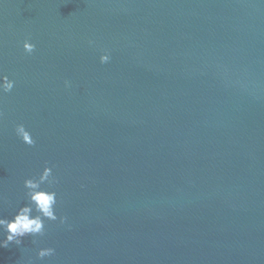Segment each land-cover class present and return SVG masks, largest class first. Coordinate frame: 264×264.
<instances>
[{
    "label": "water",
    "instance_id": "obj_1",
    "mask_svg": "<svg viewBox=\"0 0 264 264\" xmlns=\"http://www.w3.org/2000/svg\"><path fill=\"white\" fill-rule=\"evenodd\" d=\"M0 72V216L67 217L0 264H264V0H0Z\"/></svg>",
    "mask_w": 264,
    "mask_h": 264
},
{
    "label": "clouds",
    "instance_id": "obj_2",
    "mask_svg": "<svg viewBox=\"0 0 264 264\" xmlns=\"http://www.w3.org/2000/svg\"><path fill=\"white\" fill-rule=\"evenodd\" d=\"M89 45H93L94 41L89 40ZM36 48V45L30 42L29 39L23 41V49L26 53L31 54ZM111 55L109 50H103L99 57L101 64H106L110 61ZM65 87H70L69 81L65 80ZM15 86V81L0 72V96L9 93ZM3 113L0 112V116ZM17 137L26 145L34 146L36 141L32 134L26 129L24 124L15 126ZM24 188L26 189V203L18 207L14 215L9 219L0 216V248H6L10 243L17 246L21 245L22 237L31 236L42 237L45 234V220L59 221L61 225L67 223L66 216H57V192L51 190L52 186L58 183L57 178L53 175L52 168L45 164L38 178H27L24 180ZM48 185V188L42 185ZM33 243L36 240L33 239ZM55 254V249L52 247L39 248L36 252L38 259L43 260L45 257H51Z\"/></svg>",
    "mask_w": 264,
    "mask_h": 264
}]
</instances>
